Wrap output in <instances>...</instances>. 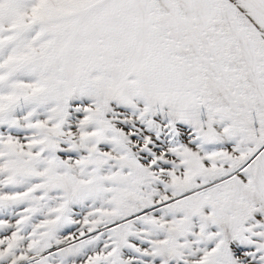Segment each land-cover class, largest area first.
Returning <instances> with one entry per match:
<instances>
[{
	"label": "snow or ice",
	"instance_id": "snow-or-ice-1",
	"mask_svg": "<svg viewBox=\"0 0 264 264\" xmlns=\"http://www.w3.org/2000/svg\"><path fill=\"white\" fill-rule=\"evenodd\" d=\"M0 264H264V0H0Z\"/></svg>",
	"mask_w": 264,
	"mask_h": 264
}]
</instances>
